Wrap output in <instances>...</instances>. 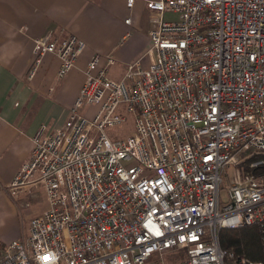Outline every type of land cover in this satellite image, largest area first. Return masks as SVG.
Segmentation results:
<instances>
[{"label": "built area", "instance_id": "1", "mask_svg": "<svg viewBox=\"0 0 264 264\" xmlns=\"http://www.w3.org/2000/svg\"><path fill=\"white\" fill-rule=\"evenodd\" d=\"M147 5L178 14L150 30V63L114 78L115 57L96 51L68 117L34 134L10 191L42 186L48 206L0 264H171L172 248L186 251L176 264H263L225 251L219 232L264 228V0ZM86 46L36 38L29 77L48 53L66 76Z\"/></svg>", "mask_w": 264, "mask_h": 264}, {"label": "crops", "instance_id": "2", "mask_svg": "<svg viewBox=\"0 0 264 264\" xmlns=\"http://www.w3.org/2000/svg\"><path fill=\"white\" fill-rule=\"evenodd\" d=\"M148 1L134 0L129 7L127 0H0V257L11 241L28 233V227L18 224V204L45 192L41 186L27 187L16 196L10 191L15 174L30 157L39 126L65 121L96 51L113 54L109 72L121 78L130 62L150 63L146 52L157 21L178 17L176 12L150 9ZM49 33L58 38L75 34L87 46L66 76L57 78L60 59L48 53L29 77L35 39ZM47 206L48 201L32 217Z\"/></svg>", "mask_w": 264, "mask_h": 264}, {"label": "trees", "instance_id": "3", "mask_svg": "<svg viewBox=\"0 0 264 264\" xmlns=\"http://www.w3.org/2000/svg\"><path fill=\"white\" fill-rule=\"evenodd\" d=\"M219 238L225 251L235 250L248 260H258L264 264V228L259 223L221 228Z\"/></svg>", "mask_w": 264, "mask_h": 264}, {"label": "rangeland", "instance_id": "4", "mask_svg": "<svg viewBox=\"0 0 264 264\" xmlns=\"http://www.w3.org/2000/svg\"><path fill=\"white\" fill-rule=\"evenodd\" d=\"M85 80V79H84ZM99 104L94 105H86L84 108L90 112L91 115H94L99 109ZM111 134H113V130H108ZM119 135L125 136L131 132V123L125 122L123 123L118 130L116 131ZM115 133V132H114ZM227 170L231 172V166L227 167ZM42 187V186H41ZM223 187H226V183L224 182ZM43 188V187H42ZM17 195V194H16ZM14 195V196H16ZM224 195V194H223ZM47 196L45 192H35L28 197H25L21 200V203L18 204V224L21 227L29 226V221L32 215L38 212L41 208L46 206L47 204ZM27 234V233H26ZM25 234V235H26ZM186 255V251L182 248H172L164 253V259L171 263H178L184 256Z\"/></svg>", "mask_w": 264, "mask_h": 264}]
</instances>
